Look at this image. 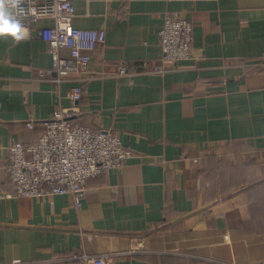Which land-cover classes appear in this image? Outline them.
<instances>
[{
    "label": "crops",
    "instance_id": "0c3cea01",
    "mask_svg": "<svg viewBox=\"0 0 264 264\" xmlns=\"http://www.w3.org/2000/svg\"><path fill=\"white\" fill-rule=\"evenodd\" d=\"M71 1L73 26L106 36L61 85L37 72L51 66L37 34L52 20L0 39V264H264V67L249 66L264 53V0ZM173 12L192 23V56L160 75ZM121 63L131 75H114ZM76 85L80 123L118 134L132 158L88 179L79 209L70 195L15 196L8 146L36 141Z\"/></svg>",
    "mask_w": 264,
    "mask_h": 264
},
{
    "label": "built area",
    "instance_id": "2783aa9c",
    "mask_svg": "<svg viewBox=\"0 0 264 264\" xmlns=\"http://www.w3.org/2000/svg\"><path fill=\"white\" fill-rule=\"evenodd\" d=\"M23 12L17 17L27 29L31 39L38 20H52L53 25L40 30L39 39L46 41L51 66L37 69L41 78H54L57 85L69 76L85 69L91 62L94 50L105 41L104 29H80L73 26L76 9L71 0H23L16 9ZM160 55L153 73L163 75L169 67L192 56L193 26L179 13H166L158 31ZM66 50L68 57L62 56ZM264 57V54L263 56ZM264 65V59H260ZM252 65V64H251ZM115 76L131 75L121 63ZM71 106L59 105L51 116L40 122L42 133L36 141L24 144L12 142L7 149L5 165L17 197L36 198L45 195H70L74 205L81 207V196L86 181L112 169H119L132 158L130 149L123 146L118 134L111 130H93L80 123L79 104L83 98L81 85L72 87L68 94ZM33 121L26 123L32 129ZM197 162V159H194ZM112 254H73L78 264H108ZM66 259V258H65Z\"/></svg>",
    "mask_w": 264,
    "mask_h": 264
},
{
    "label": "clouds",
    "instance_id": "9594fccd",
    "mask_svg": "<svg viewBox=\"0 0 264 264\" xmlns=\"http://www.w3.org/2000/svg\"><path fill=\"white\" fill-rule=\"evenodd\" d=\"M23 0H0V39H10L13 43H19L27 37V29L17 17L23 12L16 9Z\"/></svg>",
    "mask_w": 264,
    "mask_h": 264
},
{
    "label": "rangeland",
    "instance_id": "374dc122",
    "mask_svg": "<svg viewBox=\"0 0 264 264\" xmlns=\"http://www.w3.org/2000/svg\"><path fill=\"white\" fill-rule=\"evenodd\" d=\"M264 54V53H263ZM263 56V55H262ZM262 59H264V57H261ZM259 63H262V61H256V62H253L252 63V65L254 66V67H264V65H258ZM251 64L249 65V66H252ZM194 159H197V158H193L192 159V161L194 162V163H198V159H197V162L196 161H194ZM102 174H105V173H102ZM101 175V174H100ZM98 176V175H97ZM97 176H95V177H97ZM28 198H31V197H28ZM101 254H105V253H101ZM108 263H109V260H108Z\"/></svg>",
    "mask_w": 264,
    "mask_h": 264
},
{
    "label": "trees",
    "instance_id": "16d2710c",
    "mask_svg": "<svg viewBox=\"0 0 264 264\" xmlns=\"http://www.w3.org/2000/svg\"><path fill=\"white\" fill-rule=\"evenodd\" d=\"M253 209H256V208H253ZM260 213H262V211H260L259 214H260ZM241 226H242V228L245 229V230L248 229V228L250 227V225H249L248 223H244V222L242 223ZM247 232H248V231H247ZM258 232H264V229H263V230H258Z\"/></svg>",
    "mask_w": 264,
    "mask_h": 264
}]
</instances>
